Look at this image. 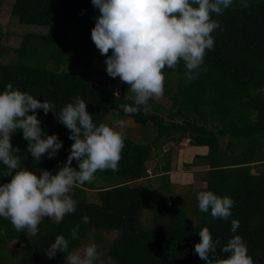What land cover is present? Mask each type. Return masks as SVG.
Here are the masks:
<instances>
[{"label":"trees","instance_id":"16d2710c","mask_svg":"<svg viewBox=\"0 0 264 264\" xmlns=\"http://www.w3.org/2000/svg\"><path fill=\"white\" fill-rule=\"evenodd\" d=\"M2 13L0 0V91L12 84L53 103L57 115L66 103L80 96L88 103L94 123L113 117L128 119L138 128L153 127L155 137L149 144L125 138L119 170L95 174L123 178V183L95 188L91 181L76 186V211L60 223L45 217L36 237L28 236L26 230L18 232L8 219L0 218V264H65L68 253L80 250L95 231L119 233L107 251L114 264H205L194 251L200 241L198 232L204 227L213 239L220 240L217 259L227 258L220 247L233 235H240L254 264H264V0H234L221 15L213 14L220 28L213 33L214 47L207 51L195 79H186L182 61L175 69L165 70L163 95L171 100V108L148 102L147 113L141 106L140 112L128 115L120 108L133 103L131 94L125 98L126 83L124 94L116 96L113 89L64 68L68 63L90 66L93 56L100 53L91 38L94 18L100 13L91 0H15L12 16L20 24L48 29L45 35H25L18 48L3 45L9 36L3 30ZM12 51L18 56L16 61L3 63ZM38 119L48 135L58 134L63 141L57 156L34 164L22 133L13 134L12 144L21 149L18 155L26 168L55 174L74 141L53 112L45 115L38 110ZM187 139L193 146L209 148L207 156H197L191 164L209 166L205 187L189 193L196 198L195 210L184 208L183 195L176 199L167 187L164 201L152 206V218L145 221L150 186L135 184L148 176V162L155 152L163 151L164 144ZM72 166L78 168L75 159ZM10 179L0 177V184ZM202 190L234 200L228 220L213 219L210 211L199 210L196 194ZM85 191H94L96 200L90 201ZM85 215L89 217L87 224L82 223ZM233 219L239 220L235 234L231 232ZM77 225L78 234L73 239L71 231ZM61 234L69 240L67 251L48 258L49 245ZM24 238L27 244L14 254L9 246Z\"/></svg>","mask_w":264,"mask_h":264},{"label":"clouds","instance_id":"9594fccd","mask_svg":"<svg viewBox=\"0 0 264 264\" xmlns=\"http://www.w3.org/2000/svg\"><path fill=\"white\" fill-rule=\"evenodd\" d=\"M100 15L95 17L91 38L100 54L106 56V72L125 82L132 95V104H121L128 114L142 110L147 113L148 102L164 94L165 70L175 69L182 61L186 79L191 81L202 68L207 51L214 47L213 33L220 28V21L213 14L221 15L229 9L234 0H91ZM111 55H107L109 50ZM114 94H121L122 87L115 85ZM124 88V85H122ZM86 101L80 96L73 98L55 112V105L41 101L27 91L5 86L0 91V177L10 176L9 182L0 184V218L8 219L18 232L36 237L45 217L55 223L76 211L77 201L71 195L72 189L90 183L97 171L119 170L122 150L125 146L123 129L126 121L119 119L111 125L96 124L87 110ZM45 115L53 112L58 121L68 130L73 140L67 160L55 172L24 166L21 149L12 144L13 134L20 132L27 141V152L37 164L45 157L58 155L63 141L58 134L48 135L38 110ZM31 113V114H29ZM78 168L73 167V160ZM39 173V175L37 174ZM149 173V171H148ZM198 208L213 219L228 220L232 215L234 200L220 196L212 190L196 194ZM89 222L88 216L82 223ZM239 220H231V232L237 233ZM79 225L71 231L77 237ZM200 241L194 251L205 264H254L248 253L245 240L233 235L220 247L227 258L217 259L220 240L213 239L208 227L202 228ZM69 240L63 234L55 237L45 253L48 258L58 252L65 253ZM99 258L97 246L89 244L82 251H73L65 257V264H96Z\"/></svg>","mask_w":264,"mask_h":264},{"label":"rangeland","instance_id":"374dc122","mask_svg":"<svg viewBox=\"0 0 264 264\" xmlns=\"http://www.w3.org/2000/svg\"><path fill=\"white\" fill-rule=\"evenodd\" d=\"M15 0H2V6H3V13H2V26L4 33L9 36L8 40L3 41V45L5 47H12V48H18L19 44L22 41V38L27 34H35V35H45L48 33L47 28L37 27V26H28L20 24L19 20L12 16V9L14 6ZM17 54L12 51L10 54L5 56V59L2 61L5 64H8L9 62H12L13 60L16 61ZM94 59L92 61V64L90 66H85V64L80 65H73L72 64H66L64 65V68L68 69L69 71H75L79 75L86 76L88 79L95 81L97 84H100L102 86H106L109 89H113L116 87L115 85H121L122 91L121 94L124 93V88L122 85H124L125 82H122L119 77L112 78L110 77L106 72V64L105 59L106 56L101 55L100 53H96L94 56ZM149 103L151 105H154L155 103H158L163 109L165 108H171V100L164 95H162L159 98H152L149 100ZM154 107V106H153ZM111 119V120H110ZM109 120H105L104 123L111 125L113 121L119 120L120 118H110ZM126 121V127L122 130L124 133L125 138L132 139L136 142L143 143V144H149V142H152L155 137L154 128L147 127V128H138L134 123L130 120ZM188 142L189 141H183ZM226 141L222 142V147H225ZM183 144V143H182ZM180 143H168L166 148V151L172 152V155H175L176 152H178L181 147L183 146ZM188 145L185 143L184 146ZM181 152V151H180ZM183 153V152H182ZM186 161V160H185ZM193 161V160H192ZM184 163V160L182 161ZM164 166V163L159 161H155L152 166L154 167H160ZM183 172H181L182 179L184 180L183 183H195L192 184L191 189L187 190V193L182 197L181 204L184 208L191 209V212L195 210V207L197 206L196 198L195 196H192L189 194L191 190L196 188H201L203 186L202 184V174H197L196 170H192L186 166L183 167ZM39 175V173H37ZM160 178L164 177L163 175H159ZM169 176V175H168ZM177 176H179V173L173 174V180L174 183L176 181ZM204 177V176H203ZM165 178V177H164ZM94 187L95 188H106L110 186H115L120 183H123V178H117V177H109V176H103L98 175L94 176L93 180ZM141 181V180H140ZM150 184V185H149ZM164 184H166L163 181L159 180L158 178L152 177L150 179H143L141 182L138 181L135 185L139 187H149V191L151 192V198L147 204V208L145 210L144 218L145 221L152 218V206L155 207L157 204H161L164 201V195L167 193V190H164L162 187ZM74 187L72 189L71 195L74 198V195L77 194V191ZM160 188V189H159ZM173 191V189H172ZM85 196L88 197L90 201L96 200V193L94 191H85ZM173 193L176 195V192L173 191ZM181 193V192H179ZM184 193V192H183ZM182 196V195H180ZM76 197V196H75ZM175 210H177L175 207H173ZM159 209L166 210V208L162 205L159 206ZM180 209V206H179ZM177 210L180 212V210ZM167 213V210H166ZM48 220H51L50 217H46ZM52 221V220H51ZM95 234V235H94ZM93 235H91L88 239L84 241V244L82 248L79 251H82L84 247H86L89 244H95L97 246V251L99 254V258L97 260V264H114V262L110 259L108 256L107 251L112 246L113 242L119 237V233L117 232H94ZM26 238L20 240L17 243L11 244L10 250L16 254L18 249L21 246H25L27 243Z\"/></svg>","mask_w":264,"mask_h":264},{"label":"crops","instance_id":"0c3cea01","mask_svg":"<svg viewBox=\"0 0 264 264\" xmlns=\"http://www.w3.org/2000/svg\"><path fill=\"white\" fill-rule=\"evenodd\" d=\"M186 141H189V143L188 142H180V144L183 143L182 144L183 146L181 147V149L178 152L175 153V155H172L171 151L170 152L166 151L165 147H167L168 143L164 144L163 151L155 152L156 155L153 156L152 160L148 162V165H147L148 168L147 169H148L149 173L147 172L148 176L146 178H144V179H150L152 177H155V178L159 177L160 181L164 180V182L166 184H164L162 187L163 188L168 187V189L172 193H173V191H175L176 195L174 194V196L176 197V199H178V196H180V195L184 196L187 193V190L191 189L192 184L193 185L195 184L194 182L188 183V184L183 183L184 180L182 179V176H181L182 173L181 172H183L182 170H183L184 166H186L192 170H196L197 174H199V173L202 174L201 177H202V181H203L202 182L203 186L201 188L194 187V189L204 188L206 185V178L208 177L207 172L209 170V166H202V165L201 166H191V164H193L194 159L197 156H207L209 153V148L207 146H193L190 144V140L187 139ZM173 143H175V142H173ZM185 143H187L188 145L184 146ZM183 160H184V163L182 162ZM155 161H158V162L160 161L161 164L163 162L164 166H162V165L160 167L152 166V164ZM168 161H170L169 162L170 166H168ZM165 168H167V169H165ZM174 173H179V176H177L176 181L173 183L172 180H173V174ZM159 175H163L165 178L164 177L160 178ZM141 181H139V182H141ZM172 189H173V191H172ZM179 192H181V193H179ZM150 198H149V200H150Z\"/></svg>","mask_w":264,"mask_h":264}]
</instances>
